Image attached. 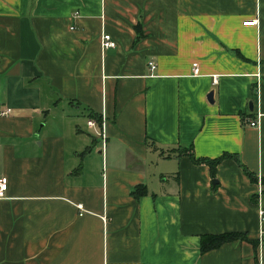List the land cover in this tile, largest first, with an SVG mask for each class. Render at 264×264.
Wrapping results in <instances>:
<instances>
[{"label":"crops","instance_id":"1","mask_svg":"<svg viewBox=\"0 0 264 264\" xmlns=\"http://www.w3.org/2000/svg\"><path fill=\"white\" fill-rule=\"evenodd\" d=\"M1 176L0 264H264V0H0Z\"/></svg>","mask_w":264,"mask_h":264},{"label":"built area","instance_id":"2","mask_svg":"<svg viewBox=\"0 0 264 264\" xmlns=\"http://www.w3.org/2000/svg\"><path fill=\"white\" fill-rule=\"evenodd\" d=\"M242 24L246 25V26H252V25L254 26V25H256V18H252L250 20L243 21ZM100 46L103 49L110 48V47L114 46V42L111 40V38L108 34L102 33L100 36ZM147 66H148V69L150 71H152L155 67V64L152 61H148ZM215 81H216V76H213V82H215ZM7 111H8V109H6L4 113H6ZM86 124L88 126H92V125H94V122L92 120H87ZM247 124L251 127H257L258 121H257V119L249 120L247 122ZM5 190H6V179H5V177L1 176L0 177V198L4 197ZM262 211L263 210L260 207L258 210L260 217L263 214Z\"/></svg>","mask_w":264,"mask_h":264},{"label":"trees","instance_id":"3","mask_svg":"<svg viewBox=\"0 0 264 264\" xmlns=\"http://www.w3.org/2000/svg\"><path fill=\"white\" fill-rule=\"evenodd\" d=\"M219 160V158H215L213 160H205L206 163L210 166L212 169L213 165ZM238 234L236 233H226V234H220L216 236H206L205 238L202 237L201 241V249L204 250L208 247H213L223 241L232 240L234 238H237Z\"/></svg>","mask_w":264,"mask_h":264},{"label":"water","instance_id":"4","mask_svg":"<svg viewBox=\"0 0 264 264\" xmlns=\"http://www.w3.org/2000/svg\"><path fill=\"white\" fill-rule=\"evenodd\" d=\"M208 99H210L211 98V92H209L208 94H207V96H206ZM248 106H249V108L251 107V103L249 102L248 103Z\"/></svg>","mask_w":264,"mask_h":264}]
</instances>
